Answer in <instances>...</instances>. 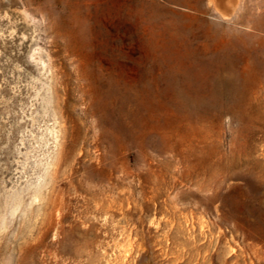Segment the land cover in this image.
I'll return each mask as SVG.
<instances>
[{"label": "rangeland", "instance_id": "rangeland-1", "mask_svg": "<svg viewBox=\"0 0 264 264\" xmlns=\"http://www.w3.org/2000/svg\"><path fill=\"white\" fill-rule=\"evenodd\" d=\"M0 264H264V0H0Z\"/></svg>", "mask_w": 264, "mask_h": 264}]
</instances>
